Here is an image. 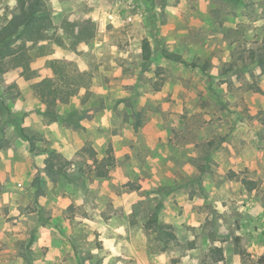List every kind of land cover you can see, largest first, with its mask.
Segmentation results:
<instances>
[{
	"label": "rangeland",
	"instance_id": "rangeland-1",
	"mask_svg": "<svg viewBox=\"0 0 264 264\" xmlns=\"http://www.w3.org/2000/svg\"><path fill=\"white\" fill-rule=\"evenodd\" d=\"M48 3L55 27L29 53L36 78L0 89L39 135L35 152L12 125L0 139V264L263 259L264 74L244 57L264 47V0ZM17 8L0 0V28ZM74 23L93 37L77 42ZM55 59L75 64L79 91L51 116L34 86ZM91 150L113 158L108 178ZM52 154L69 177L45 171Z\"/></svg>",
	"mask_w": 264,
	"mask_h": 264
},
{
	"label": "trees",
	"instance_id": "trees-1",
	"mask_svg": "<svg viewBox=\"0 0 264 264\" xmlns=\"http://www.w3.org/2000/svg\"><path fill=\"white\" fill-rule=\"evenodd\" d=\"M18 8L11 20L0 28V89L5 92H14L20 79L32 80L36 78V71L31 66L30 50L31 48L46 42L50 39V32L55 27L54 17L48 0H17ZM76 29L75 39L77 42H83L93 37V33L83 24H72ZM63 43V42H62ZM143 57L145 61L152 58V48L148 41H145L143 47ZM164 57L175 63H184L180 55L164 52ZM247 68H259L264 74V47L253 48L249 51L247 57H244ZM48 68L51 75L34 86L35 94L41 102L47 107V114L55 116V108L58 104L69 103L76 97L79 86L76 77L79 71L73 62L64 59H55L48 62ZM207 67V66H206ZM207 68H204L206 70ZM157 91L161 90L158 86ZM1 91V90H0ZM8 106L5 96L0 92V134L3 140L5 128L8 125L15 127L21 137L29 144L31 152L37 149L38 134L30 133L24 126V118L14 114ZM4 145H0V149ZM93 164L96 170V178L106 179L110 175L111 168L115 163L111 156L99 159L95 150L90 151ZM58 154H52L47 159L46 172L51 177L64 176L69 177L66 170L70 161H61ZM63 162V163H62ZM39 181V180H38ZM152 223L159 224L158 217L152 219ZM164 229V226H160ZM174 237V236H172ZM220 261L224 259V252L216 250ZM243 263L249 264L244 254H242ZM255 264H264V258Z\"/></svg>",
	"mask_w": 264,
	"mask_h": 264
}]
</instances>
